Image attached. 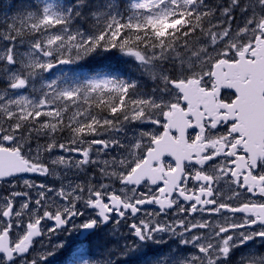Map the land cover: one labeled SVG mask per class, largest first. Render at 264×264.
<instances>
[{"label":"snow or ice","instance_id":"obj_1","mask_svg":"<svg viewBox=\"0 0 264 264\" xmlns=\"http://www.w3.org/2000/svg\"><path fill=\"white\" fill-rule=\"evenodd\" d=\"M58 257L264 264V0L0 12V264Z\"/></svg>","mask_w":264,"mask_h":264},{"label":"trees","instance_id":"obj_2","mask_svg":"<svg viewBox=\"0 0 264 264\" xmlns=\"http://www.w3.org/2000/svg\"><path fill=\"white\" fill-rule=\"evenodd\" d=\"M8 3H10V0L8 1Z\"/></svg>","mask_w":264,"mask_h":264}]
</instances>
